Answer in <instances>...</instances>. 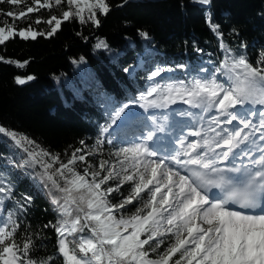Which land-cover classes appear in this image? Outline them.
Wrapping results in <instances>:
<instances>
[{
    "label": "snow or ice",
    "instance_id": "obj_1",
    "mask_svg": "<svg viewBox=\"0 0 264 264\" xmlns=\"http://www.w3.org/2000/svg\"><path fill=\"white\" fill-rule=\"evenodd\" d=\"M5 2L18 5L23 0H0V3ZM33 3L41 8L53 6L50 0H43V3L33 0ZM61 3L62 0H54L56 6ZM193 3L210 5L211 0H193ZM67 4L69 10L62 12L64 21L75 16L80 23H85L82 13L87 8L88 19L99 26L95 10L103 14L109 11L105 0L91 3L89 0H67ZM34 10L27 8L28 13ZM4 14L16 19L26 16L24 11ZM207 18L212 30L220 36L219 26L211 24L210 14ZM53 21L49 36L62 22L53 15L46 23L52 25ZM13 35L35 39L37 33L31 28L15 32L11 27L7 31L0 27V44ZM141 35L147 38V33ZM96 47L107 45L100 41ZM221 48L225 59L216 72L222 71L227 76L228 86L211 74L187 83L162 85L156 82L146 95H141L140 107L145 109L167 107L180 101L202 110L201 113H188L194 119L203 120L204 114L213 110L216 113L210 116L207 128L194 127L189 133L199 139L188 142L181 136L179 149L167 156H158L150 146L154 133L149 130L142 141L121 147L114 153L115 163L101 161L99 171H90L92 165L89 164L81 175L73 165L77 160L85 161L91 152L77 155L84 151L77 148L67 163H63L59 155L50 154L35 141L0 125V134L10 137L27 153V159L20 166H39L41 182L47 181L60 194L52 198L60 219L45 227H52L57 233V251L63 257L62 264H264V143H261L264 141V50L254 66L245 54H234L223 43ZM0 61L17 67L27 63L3 57ZM162 71L166 69L157 68L151 77L160 76ZM15 79L22 85L34 77L17 76ZM154 96L155 99H150ZM246 105L251 107L245 108ZM122 114L123 108L114 110L111 124L102 132L106 133ZM102 144L103 141L98 140L95 150ZM245 157L247 163L243 162ZM238 159L239 165L235 163ZM225 161L230 164L226 165ZM54 164L59 167L53 170ZM2 176L0 174V193L4 195L0 196V211L4 200L11 199L12 191ZM109 181L116 183L109 185ZM126 183L131 184V188L125 196L121 188ZM211 188L219 192L210 194ZM113 193L122 197L116 203H113ZM25 199L30 200V197ZM19 227L11 212L6 219H0V264H52L56 257L33 256L36 247L31 236L24 238L22 243L16 242ZM85 229L90 235L69 241V236L75 237ZM164 237L170 240L161 252L158 250L165 243ZM177 254L179 257L173 260Z\"/></svg>",
    "mask_w": 264,
    "mask_h": 264
},
{
    "label": "trees",
    "instance_id": "obj_2",
    "mask_svg": "<svg viewBox=\"0 0 264 264\" xmlns=\"http://www.w3.org/2000/svg\"><path fill=\"white\" fill-rule=\"evenodd\" d=\"M50 2L51 8L28 15L24 22L14 20L12 26L20 31L27 25L34 27L37 19L49 20L55 15L62 22L53 35H38L35 39L14 35L0 44V57L4 60L22 64L27 61L23 67L0 61V125L35 141L50 154L59 155L63 163L75 149L84 150L77 155L89 150L92 154L86 155L85 161L77 160L73 165L81 175L89 164L99 171L101 161L115 163L113 154L121 148L122 137L129 135L112 134L111 143L106 144L101 130L111 124L114 110L125 103H141V95H146L165 73L176 81H185L196 71L209 69L210 64V74L218 76L216 69L225 59L221 43L234 54H245L254 66L264 50V0H211L210 5L193 0H105L108 13L95 10L99 26L88 19L87 8L82 13L85 23L75 16L64 21L62 12L69 10L67 0L59 6L54 0ZM20 4L25 10L33 1L23 0ZM10 10V6L0 3L2 14ZM209 14L211 24L219 26L220 36L210 27ZM141 33H147V38ZM100 41L107 47H96ZM137 57L143 60V70L134 74L125 71ZM157 68L166 71L153 79L151 73ZM29 75L34 79L23 85L16 83L17 76L26 79ZM98 140L103 144L95 150ZM26 159L27 153L10 137L0 134V174L12 190L11 199L4 200L0 219L13 213L20 225L16 242L22 243L31 236L36 247L34 257H56L52 264H62L57 233L54 228L45 227L60 219L57 206L52 203L53 196L60 194L47 181L41 182L39 166H20ZM58 167L54 164L53 170ZM130 188L131 184H124L121 193L126 196ZM112 195L113 203L122 198L119 193ZM88 235L85 229L68 239ZM163 239L165 243L158 250L161 252L170 237ZM178 257L179 254L173 260Z\"/></svg>",
    "mask_w": 264,
    "mask_h": 264
},
{
    "label": "rangeland",
    "instance_id": "obj_3",
    "mask_svg": "<svg viewBox=\"0 0 264 264\" xmlns=\"http://www.w3.org/2000/svg\"><path fill=\"white\" fill-rule=\"evenodd\" d=\"M31 1H33V0H31ZM41 3H43V0H41ZM5 4V6H10L11 7V10L10 11H13V12H16V13H19L20 11H24L25 13H26V16L25 17H23V18H19V19H16V18H14V17H11V16H7V15H5L4 13H6V12H4L3 14L0 12V27H5V29H6V31H7V29L9 28V27H11L15 32H19V31H17L16 29H14L13 28V26H12V22L14 21V20H16V21H20V22H24L25 20H26V17L28 16V15H31V14H34V13H37L39 10H41V9H46V7L45 8H41V7H39V5H37V4H34L33 3V5L32 6H30V7H33L34 9H36V10H34L33 12H31V13H28L27 12V8L25 9V10H22L21 9V4H18V5H13V4H10V3H4ZM42 22L41 23H39V24H37L36 22H34V24H35V26L34 27H32V26H29V25H27V27H25V28H23V29H21V30H24V31H27L29 28H31V30H33V31H35L36 33H37V36L39 35V33H41V32H43V33H45V35H47V33L45 32V29L47 28V27H49V26H54V24H55V21H53V24L52 25H49V24H47L46 23V21L47 20H42V19H40ZM37 26V27H36ZM20 30V31H21ZM14 36V35H13ZM19 36V35H18ZM36 36V37H37ZM12 36H10L9 38H11ZM20 37V36H19ZM8 38V39H9ZM21 38V37H20ZM28 39H32L31 37H29ZM144 65V63H143V60L140 58V57H137V58H135V60H134V62L129 66V68H128V70L130 71V73H132V74H134V73H136V72H138V71H141V70H143V66ZM78 65H76V67H77ZM212 67H210V69H211ZM209 69V70H210ZM211 74H210V72H207V69H202L201 71H196V73H195V75H192L191 77H189V78H187V80H185L184 82L185 83H187L188 81H190V80H192L193 78H200V77H209ZM218 75L219 76H217V78H218V80L220 81V82H222V83H224L225 84V86H228L227 85V83L226 82H229L228 81V79H227V76H225V75H223L222 74V71L220 72V73H218ZM172 76L173 75H170L169 73H165L164 75H163V77H161V78H163V79H159V83H161L162 85L163 84H166V83H178V82H180V81H176L175 79H172ZM230 83V82H229ZM156 97L154 96V97H150V99H155ZM180 101H177V103H179ZM141 103H143V101L141 102ZM140 103V104H141ZM140 104H138L136 107H134V106H132V104H127V103H125V104H123L120 108H123V112H132V111H136L137 110V107H139L140 106ZM180 105H184L185 106V103H182V102H180L179 103ZM119 108V109H120ZM107 141H109V138H105V142H106V144H108V142ZM120 146L121 147H125V145L124 144H120ZM127 146V145H126ZM88 152H90L89 150H87ZM92 170H95V167H92ZM95 171H97V170H95Z\"/></svg>",
    "mask_w": 264,
    "mask_h": 264
},
{
    "label": "bare ground",
    "instance_id": "obj_4",
    "mask_svg": "<svg viewBox=\"0 0 264 264\" xmlns=\"http://www.w3.org/2000/svg\"><path fill=\"white\" fill-rule=\"evenodd\" d=\"M226 83H227V85L229 84V82H226ZM178 104L179 103H175L174 105H178ZM248 107H251V106H249V105L245 106V108H248ZM157 108L158 107H154V108L150 107L149 108L150 110H148V111L144 110V112H143V114L145 112H147V115L142 116L143 114H141V117H148V114H151V113L152 114L155 113V114H164L165 115V121L164 122H162V121H160V119H158L156 122L148 123V125H147L148 128H150L151 130L153 128L155 129L154 131H155L156 136L154 138L155 139V141L153 142L154 144L161 142V141L167 142V140L169 138H174L182 130L183 126L185 127L187 124H189V120H188L189 115L188 114L186 117L182 116V115H178L183 110H187L191 113H197V112L193 111L194 108H190L188 106L184 107V105L182 107H180L179 109H177V111L176 110H172V111L168 110L169 107H159V109H157ZM238 108H239V106H238ZM198 109L200 110V108H198ZM213 112H214V114H216L215 111H213ZM139 113H141V112H139ZM191 117H193V116H191ZM123 122H125V125H128V124H126L127 123L126 120ZM190 122H192V121H190ZM207 126H208V124L204 123V127L207 128ZM158 128H161L162 130H158ZM167 132H169L168 133L169 136L166 135ZM192 141H195V139L191 140V142ZM157 147H159L158 150L163 149V146L159 145ZM158 150H156V151L158 153V156H160V157H161V155L166 156V155H169V153H170V152H168L169 149L161 150V152H159Z\"/></svg>",
    "mask_w": 264,
    "mask_h": 264
},
{
    "label": "water",
    "instance_id": "obj_5",
    "mask_svg": "<svg viewBox=\"0 0 264 264\" xmlns=\"http://www.w3.org/2000/svg\"><path fill=\"white\" fill-rule=\"evenodd\" d=\"M23 85V84H22Z\"/></svg>",
    "mask_w": 264,
    "mask_h": 264
}]
</instances>
